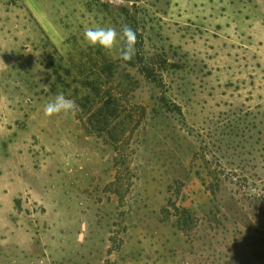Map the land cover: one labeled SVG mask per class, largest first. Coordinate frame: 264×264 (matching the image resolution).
I'll return each instance as SVG.
<instances>
[{
	"label": "rangeland",
	"instance_id": "rangeland-1",
	"mask_svg": "<svg viewBox=\"0 0 264 264\" xmlns=\"http://www.w3.org/2000/svg\"><path fill=\"white\" fill-rule=\"evenodd\" d=\"M0 264H264V0H0Z\"/></svg>",
	"mask_w": 264,
	"mask_h": 264
},
{
	"label": "clouds",
	"instance_id": "clouds-1",
	"mask_svg": "<svg viewBox=\"0 0 264 264\" xmlns=\"http://www.w3.org/2000/svg\"><path fill=\"white\" fill-rule=\"evenodd\" d=\"M82 40L85 47L99 48L107 55H111L113 50H118L119 58L124 62L131 61L136 55L137 34L127 24L122 25L119 31L110 26L87 27L84 29ZM76 109L75 102L60 93L45 104L43 114L47 118L61 114L67 116Z\"/></svg>",
	"mask_w": 264,
	"mask_h": 264
},
{
	"label": "trees",
	"instance_id": "trees-1",
	"mask_svg": "<svg viewBox=\"0 0 264 264\" xmlns=\"http://www.w3.org/2000/svg\"><path fill=\"white\" fill-rule=\"evenodd\" d=\"M177 110H178V112L182 113V110L179 106H177Z\"/></svg>",
	"mask_w": 264,
	"mask_h": 264
}]
</instances>
